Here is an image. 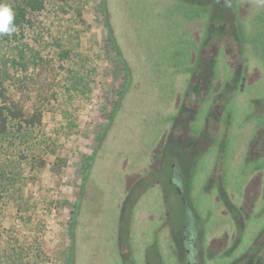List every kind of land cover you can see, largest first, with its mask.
I'll return each instance as SVG.
<instances>
[{
	"label": "flooded vegetation",
	"instance_id": "1",
	"mask_svg": "<svg viewBox=\"0 0 264 264\" xmlns=\"http://www.w3.org/2000/svg\"><path fill=\"white\" fill-rule=\"evenodd\" d=\"M178 1L185 28L174 50L185 58L169 66L174 80L151 126L156 137L145 152L139 140L108 142L101 159L104 170H118L119 264H264V48L249 37L254 21L264 22V0ZM121 62L117 130L138 132L155 85L129 78ZM121 148L136 151L115 160ZM98 184L81 209V237L93 229L101 238Z\"/></svg>",
	"mask_w": 264,
	"mask_h": 264
},
{
	"label": "rangeland",
	"instance_id": "2",
	"mask_svg": "<svg viewBox=\"0 0 264 264\" xmlns=\"http://www.w3.org/2000/svg\"><path fill=\"white\" fill-rule=\"evenodd\" d=\"M120 5L125 12L123 31L118 35ZM108 12L128 77L141 76L146 79L145 84L155 85L148 115L137 118L142 127L138 132L117 130V115L123 110L120 103L112 113L126 72L107 28L104 0H76L67 16V25L60 28L62 34L71 37L75 57L80 61L87 57L94 66L90 76L78 79L79 63L70 62L68 90L50 84L54 75L48 69L36 71L31 63L27 68L14 66L12 60L19 56L17 45L0 37V66L6 77L5 85L28 115L39 104L42 90L48 99L57 90L64 97H73L64 104L56 98L51 100L40 126H26L11 119L7 132L0 138V264H119V242L112 235L118 170L116 164L104 170L101 159L108 150V142L139 140V148H145L155 139L156 132L151 126L156 122L157 110L167 106L174 80L169 66H180L185 58L182 49L180 56L174 50L184 35L185 25L183 4L178 0L171 3L108 0ZM253 28L249 37L264 48V22L256 19ZM132 37L135 47H129ZM28 40L25 53L32 57L34 51L44 46H36L30 37ZM51 49L59 51L57 47ZM9 76H19L27 86L17 90ZM98 142L100 147L94 156ZM125 151L132 154L136 149L121 148L114 159ZM91 165L86 191H91L93 181L102 187L97 196L101 212L97 222H100L94 224L101 238L93 229L90 237L78 235L80 215L72 225L85 174ZM86 196L87 192L82 208Z\"/></svg>",
	"mask_w": 264,
	"mask_h": 264
},
{
	"label": "trees",
	"instance_id": "3",
	"mask_svg": "<svg viewBox=\"0 0 264 264\" xmlns=\"http://www.w3.org/2000/svg\"><path fill=\"white\" fill-rule=\"evenodd\" d=\"M0 3L9 5L14 13L12 23L16 31L11 35L0 34L5 41L17 45L19 56L13 58L14 66L27 68L31 63L36 71L42 68L48 69L54 75V80L50 84L55 87H64L66 90H68V76L72 73L70 62L79 63L78 79L86 78V75L90 76L93 73V63L87 60V57H83V61L77 59L71 37L65 36L60 31L61 27L67 25V16L74 9L76 0H0ZM28 37L34 40L36 46H44L41 50L34 51L35 55L32 57L25 53L29 42ZM52 47H57L59 51L56 52L51 49ZM49 48L50 50L44 53ZM88 66H90L89 69ZM84 68H87V71ZM4 76L0 66V138L7 132L11 119L18 120L20 124L26 126H40L43 123V112L49 106L48 104H52L51 100L56 98L60 104H64L73 98L64 97V93H59L57 90L54 91L53 98L48 99L42 90L39 93V104L28 115L21 101L8 90ZM9 79L19 91L27 86L19 76H9ZM1 199L2 193L0 192Z\"/></svg>",
	"mask_w": 264,
	"mask_h": 264
},
{
	"label": "water",
	"instance_id": "4",
	"mask_svg": "<svg viewBox=\"0 0 264 264\" xmlns=\"http://www.w3.org/2000/svg\"><path fill=\"white\" fill-rule=\"evenodd\" d=\"M104 12H105V21H106V24H107V28H108V31L111 35V38H112V41L114 43V46L115 48L119 51V46H118V42L116 40V37H115V34H114V31L112 29V26H111V21H110V14L108 12V0H104ZM120 52V51H119ZM122 99H120L119 102H121ZM119 107V103L116 105L113 113L116 111V109ZM110 121V120H109ZM109 124V122H108ZM107 124V125H108ZM106 131V130H105ZM104 131V132H105ZM100 145V142H98L96 148H95V151H94V156L95 154H97V150L99 149V146ZM94 162V161H93ZM93 162H92V165H93ZM92 165L88 167L87 169V172L85 174V178H84V181H83V184H82V188H81V193H80V197H79V200H78V205H77V209H76V212L74 214V217H73V220H72V225L73 223L77 220L78 216L80 215L81 213V209H82V202H83V199L85 197V194H86V189H87V185H88V181H89V176H90V172H91V168H92Z\"/></svg>",
	"mask_w": 264,
	"mask_h": 264
},
{
	"label": "clouds",
	"instance_id": "5",
	"mask_svg": "<svg viewBox=\"0 0 264 264\" xmlns=\"http://www.w3.org/2000/svg\"><path fill=\"white\" fill-rule=\"evenodd\" d=\"M14 13L11 7L7 4L0 3V34L11 35L16 31Z\"/></svg>",
	"mask_w": 264,
	"mask_h": 264
},
{
	"label": "crops",
	"instance_id": "6",
	"mask_svg": "<svg viewBox=\"0 0 264 264\" xmlns=\"http://www.w3.org/2000/svg\"><path fill=\"white\" fill-rule=\"evenodd\" d=\"M87 192V191H86Z\"/></svg>",
	"mask_w": 264,
	"mask_h": 264
}]
</instances>
